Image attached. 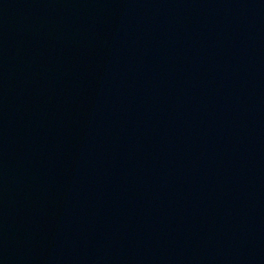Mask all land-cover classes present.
<instances>
[{"label":"water","instance_id":"95a60500","mask_svg":"<svg viewBox=\"0 0 264 264\" xmlns=\"http://www.w3.org/2000/svg\"><path fill=\"white\" fill-rule=\"evenodd\" d=\"M0 264H264V0H0Z\"/></svg>","mask_w":264,"mask_h":264}]
</instances>
